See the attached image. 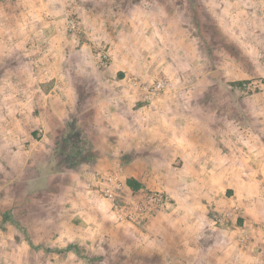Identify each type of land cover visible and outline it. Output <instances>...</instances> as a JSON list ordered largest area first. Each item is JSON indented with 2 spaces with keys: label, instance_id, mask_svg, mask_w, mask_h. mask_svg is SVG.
Instances as JSON below:
<instances>
[{
  "label": "crops",
  "instance_id": "0c3cea01",
  "mask_svg": "<svg viewBox=\"0 0 264 264\" xmlns=\"http://www.w3.org/2000/svg\"><path fill=\"white\" fill-rule=\"evenodd\" d=\"M263 57L264 0H0V223L23 260L6 264H38L29 240L72 256L117 243L135 264H264V92L242 87ZM92 172L169 204L120 222Z\"/></svg>",
  "mask_w": 264,
  "mask_h": 264
},
{
  "label": "built area",
  "instance_id": "2783aa9c",
  "mask_svg": "<svg viewBox=\"0 0 264 264\" xmlns=\"http://www.w3.org/2000/svg\"><path fill=\"white\" fill-rule=\"evenodd\" d=\"M72 26L75 27V23H72ZM103 57L107 58V55H103ZM167 85L168 82L164 78L142 84V100H152L164 92ZM242 87L249 93L264 92V73L257 78L244 81ZM90 179L93 182V187L99 190L111 203V209L120 222L143 225L149 216L166 209L169 204L168 195L164 191H149L139 197L127 194L125 186L116 172H92ZM213 216L219 224H223L229 214L221 216L214 213Z\"/></svg>",
  "mask_w": 264,
  "mask_h": 264
},
{
  "label": "rangeland",
  "instance_id": "374dc122",
  "mask_svg": "<svg viewBox=\"0 0 264 264\" xmlns=\"http://www.w3.org/2000/svg\"><path fill=\"white\" fill-rule=\"evenodd\" d=\"M7 180V177L5 178ZM8 228L4 226V224L0 223V264H6V263H23V260L16 256L15 260L13 257H11V249H19L21 247V239H17L16 243L9 244L8 240L6 238H3L2 233H7ZM9 231V230H8ZM16 231L20 232H26L24 230L23 226L18 225L16 226ZM5 236V235H4ZM114 243H112L113 245ZM114 244L112 247L113 254H109L108 251L100 250L99 254L95 255H89V254H82V255H76L72 256L67 251L68 248L71 247V245L64 246L61 249L64 250V253H60L59 255L56 254V246H58V243H50V241H36V240H29L26 241V246L32 247V248H43L45 249V255H31L32 262L31 263H46L47 264H135V257H132V262L127 263L126 257L123 256V254H120L119 248ZM61 247V245H60ZM60 249V248H58ZM66 250V251H65ZM11 251V252H10ZM13 253V252H12ZM23 258V257H22ZM19 260V261H18Z\"/></svg>",
  "mask_w": 264,
  "mask_h": 264
},
{
  "label": "trees",
  "instance_id": "16d2710c",
  "mask_svg": "<svg viewBox=\"0 0 264 264\" xmlns=\"http://www.w3.org/2000/svg\"><path fill=\"white\" fill-rule=\"evenodd\" d=\"M128 185H129L132 189H134V190L138 189V187H139V185H137V184L134 182L133 179H129V180H128Z\"/></svg>",
  "mask_w": 264,
  "mask_h": 264
}]
</instances>
